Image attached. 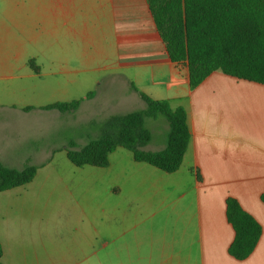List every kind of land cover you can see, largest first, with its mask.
Instances as JSON below:
<instances>
[{
	"label": "crops",
	"instance_id": "crops-1",
	"mask_svg": "<svg viewBox=\"0 0 264 264\" xmlns=\"http://www.w3.org/2000/svg\"><path fill=\"white\" fill-rule=\"evenodd\" d=\"M61 30L96 53L106 39L114 56L93 68V54L83 58V71L96 74L87 79L93 89L64 113L45 107L74 101L85 81L68 70L64 81L47 80L34 52L43 45L44 55ZM139 93L184 109L189 141L180 168L165 173L123 148L104 168L75 167L63 126L84 113L97 117L89 136L97 140L110 116L134 110L128 103L145 108ZM165 135L144 150H162ZM0 164L37 167L30 183L0 192L1 264H264V86L214 72L191 89L147 0H0ZM229 197L262 230L242 261L228 254Z\"/></svg>",
	"mask_w": 264,
	"mask_h": 264
},
{
	"label": "trees",
	"instance_id": "trees-1",
	"mask_svg": "<svg viewBox=\"0 0 264 264\" xmlns=\"http://www.w3.org/2000/svg\"><path fill=\"white\" fill-rule=\"evenodd\" d=\"M147 1L168 58L177 66L187 67L191 89L214 72L264 86V0ZM92 96L89 92L86 99ZM139 96L144 109L110 116L103 123L102 135L79 150H68V160L75 167L104 168L108 166V156L123 148L131 152L136 162L165 173L176 172L189 141L185 111L181 107L171 109L166 101L153 100L143 93ZM80 103L81 100L55 103L45 109L72 112ZM159 117L168 127L164 148L145 151L151 140L145 121ZM36 171L37 167L31 165L18 170L0 164V192L30 183ZM260 201L264 205V194ZM225 216L234 233L228 254L242 261L255 249L261 226L234 198L226 199ZM1 255L0 247V258Z\"/></svg>",
	"mask_w": 264,
	"mask_h": 264
},
{
	"label": "rangeland",
	"instance_id": "rangeland-1",
	"mask_svg": "<svg viewBox=\"0 0 264 264\" xmlns=\"http://www.w3.org/2000/svg\"><path fill=\"white\" fill-rule=\"evenodd\" d=\"M100 41L101 47L104 48V50L100 51V53H96V50L91 48H83L79 35L76 37L74 34L73 43L71 45L70 40L68 41V34L65 30H61L56 34L54 40L48 41L47 47L44 50V55L42 53L43 45H40V47L34 52L38 57L36 60H39L45 64V71L48 74H52L51 76L48 75L46 77L47 80L53 81L55 79H62L64 81L65 71L68 70L70 76L73 77L74 82L85 81L81 88H74L73 100H81V98L85 97L88 88H90L89 90L93 89L92 82H87L88 77H94L96 75L92 72L83 71V58L88 57L90 53L93 54V57L96 61L92 65V68L108 65L114 59L111 51L105 49L107 46V40L102 38ZM103 73L104 72H101L100 75ZM133 74H135L134 69L129 72L128 76H134ZM100 93H103V89L100 91ZM99 105L100 104L96 105L95 107H98ZM138 107L139 106H137L135 103H128L127 105V109H134L133 111L140 110ZM97 122H99L97 117L88 120L87 114L84 113L82 116L80 115L78 120L73 122L72 125H64L62 130L59 131V135L67 144L66 146L70 147L69 142L72 143L73 149L69 148V150H79L83 147V143L86 142L87 145V143H89L91 140H94V138L89 136L93 135V131H96V129H94V123ZM164 125L165 122L161 117L157 118L156 120L146 119L145 126L151 133L150 144H158L164 139Z\"/></svg>",
	"mask_w": 264,
	"mask_h": 264
}]
</instances>
